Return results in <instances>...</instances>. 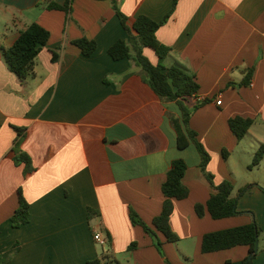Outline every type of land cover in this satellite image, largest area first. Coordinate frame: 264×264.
Here are the masks:
<instances>
[{
    "label": "crops",
    "instance_id": "1",
    "mask_svg": "<svg viewBox=\"0 0 264 264\" xmlns=\"http://www.w3.org/2000/svg\"><path fill=\"white\" fill-rule=\"evenodd\" d=\"M116 1L130 24L140 15L161 21L175 2ZM51 2L67 0H0V253L19 247L10 264H243L249 246L202 253V238L255 220L262 233L253 264H264V157L251 167L264 146V0H178L157 32L171 47L164 65L181 67L200 86L188 105L207 100L193 112L190 127L211 156L207 171L215 183L235 186L241 213L223 219L196 213V204H206L216 191L195 145L178 147L177 101L160 98L136 65L109 54L119 39L135 43L112 2L73 0L70 13L48 9ZM33 22L50 39L23 84L2 48L12 47ZM84 37L97 43L90 56L74 44ZM144 53L158 63L153 49ZM236 117L253 120L241 139L229 125ZM18 153L30 157L29 175L15 162ZM176 159L188 165L183 182L190 194L174 200L170 224L179 241L158 231L163 257L130 213L152 225L163 211L162 186ZM21 194L30 205L29 221L16 228L11 219Z\"/></svg>",
    "mask_w": 264,
    "mask_h": 264
},
{
    "label": "trees",
    "instance_id": "2",
    "mask_svg": "<svg viewBox=\"0 0 264 264\" xmlns=\"http://www.w3.org/2000/svg\"><path fill=\"white\" fill-rule=\"evenodd\" d=\"M112 6L121 20V23L127 34L135 39V43L131 44L127 39H119L110 48L109 54L114 60L128 59L131 63L140 69L143 80L150 85L155 93L166 101H177L181 110V119H174L173 124L177 131V144L180 149H185L189 145L194 144L201 156L202 170L210 182L216 193L212 194L206 204L198 203L195 206L196 213L199 217H203L206 211L210 213L213 219H223L236 216L241 212L238 209V199L233 197L235 189L234 184L225 180L220 184L214 181V175L207 171L211 156L203 144L198 140L197 133L190 127V118L193 112L202 104L207 102L204 100L193 107L189 106L187 101L196 97L200 89L199 84L193 75H190L179 66H171L167 68L164 65L165 59L171 52V47L160 43L157 37L158 30L167 22L174 11L178 0H175L173 9L161 21H155L146 15H140L130 24V19L125 15L116 0H110ZM73 0H67L64 5L55 2L49 3L48 9L63 10L70 13ZM50 39V32L37 22L30 24L23 30L10 48H2L3 58L9 69L16 74L19 80L25 84L31 76L34 75V67L36 58ZM84 55L90 56L97 49V43L88 38H81L74 42ZM151 48L158 57V63L153 64L145 55L144 49ZM58 59V54L54 52V60ZM253 70H249L248 78L251 77ZM253 124L252 119H244L236 117L230 120L229 125L234 134L239 138H243ZM22 129L18 128V143L15 151L20 152L19 146L22 141ZM224 156H228V152L224 151ZM264 157V146L256 153L251 167L256 166ZM17 164H25V175H29L34 171V166L30 157L26 154L18 153L15 157ZM188 168L187 163L183 159L173 161L170 170L167 173V179L162 186L165 195V201L162 213L156 217L152 225L146 223L135 210H131L130 217L134 225L141 226L144 231L153 239L154 245L161 254L165 256L162 241L158 236V231L162 232L167 240L171 243L179 241V236L173 231L170 219L174 210V200L186 199L189 194V188L184 184L183 179ZM29 203L21 194L20 206L12 216V224L18 228L29 221ZM94 211L90 209V214ZM262 230L257 222L253 220L250 224L228 228L220 231L206 233L202 238V253H211L221 250L230 249L239 245L249 246V254L244 259L243 264H253L259 253V237ZM135 243L130 246L135 247ZM19 247L14 246L4 253H0V264H10L13 256ZM167 264L170 262L165 259ZM88 264H103L100 259L88 262Z\"/></svg>",
    "mask_w": 264,
    "mask_h": 264
},
{
    "label": "built area",
    "instance_id": "3",
    "mask_svg": "<svg viewBox=\"0 0 264 264\" xmlns=\"http://www.w3.org/2000/svg\"><path fill=\"white\" fill-rule=\"evenodd\" d=\"M217 104L218 105H221L222 104V101L221 100H218L217 101ZM95 240L97 242H99L100 244H105V240L102 238V235L101 233H96L95 236H94Z\"/></svg>",
    "mask_w": 264,
    "mask_h": 264
},
{
    "label": "rangeland",
    "instance_id": "4",
    "mask_svg": "<svg viewBox=\"0 0 264 264\" xmlns=\"http://www.w3.org/2000/svg\"><path fill=\"white\" fill-rule=\"evenodd\" d=\"M164 64H165V63H164ZM255 172H256V171H255ZM254 174H257V173H253V175H254ZM262 176H263V175H262Z\"/></svg>",
    "mask_w": 264,
    "mask_h": 264
}]
</instances>
